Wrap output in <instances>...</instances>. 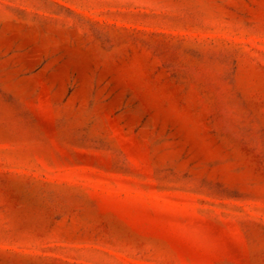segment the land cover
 <instances>
[{
    "label": "rangeland",
    "instance_id": "obj_1",
    "mask_svg": "<svg viewBox=\"0 0 264 264\" xmlns=\"http://www.w3.org/2000/svg\"><path fill=\"white\" fill-rule=\"evenodd\" d=\"M0 264H264V0H0Z\"/></svg>",
    "mask_w": 264,
    "mask_h": 264
}]
</instances>
